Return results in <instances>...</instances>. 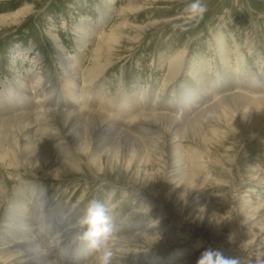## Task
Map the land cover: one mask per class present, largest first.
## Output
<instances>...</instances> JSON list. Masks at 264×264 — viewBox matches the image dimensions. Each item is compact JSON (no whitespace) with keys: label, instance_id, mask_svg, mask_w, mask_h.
Masks as SVG:
<instances>
[{"label":"rangeland","instance_id":"obj_1","mask_svg":"<svg viewBox=\"0 0 264 264\" xmlns=\"http://www.w3.org/2000/svg\"><path fill=\"white\" fill-rule=\"evenodd\" d=\"M193 2L0 0V118L21 111L8 106L15 100L9 93L23 91L17 75L26 77L29 99L46 90L45 106L71 92L70 80L65 90L59 86L65 75L60 45L66 56L80 59L81 76L104 67L79 97L88 95V109L126 130L140 113L177 119L224 94L264 96V0H201L203 18L186 22ZM29 70L39 92L29 90ZM183 101L191 112L182 110ZM250 115L211 125L219 140L183 138L178 156L171 149V161L167 153L164 165L155 157L139 175L135 167L99 173L76 158L81 167L64 168L58 177L30 166L0 170V185L8 197L15 200L17 192L30 201L31 226L54 264L93 262L94 250L81 239L86 228L79 225L93 200L111 217L117 264H196L208 248L239 264H264V111ZM33 192L37 202H31ZM79 245L83 252L75 256Z\"/></svg>","mask_w":264,"mask_h":264},{"label":"bare ground","instance_id":"obj_2","mask_svg":"<svg viewBox=\"0 0 264 264\" xmlns=\"http://www.w3.org/2000/svg\"><path fill=\"white\" fill-rule=\"evenodd\" d=\"M107 1L110 3V0ZM104 21L105 19H102L100 25L104 24ZM115 33L112 31L106 38L107 43L115 41ZM102 41L101 37L99 43ZM63 47L64 45L59 46L60 54L57 57L65 74L60 75L59 86L64 90L70 87L68 80L73 86L71 92L66 90L70 92L69 94L63 93L65 94L63 98L56 97V101L45 106L44 99L50 96L46 90L43 93L39 92L40 84L36 81V73L29 70V80L33 83L29 90L35 89L39 92L38 99H33L35 96L29 99L28 92L24 90L28 87L27 79L24 75H17L16 82L23 91H11L9 95L15 100L8 103V106L21 111L16 114L14 111L13 114L11 109L0 118V170L18 171L21 167L30 166L33 170L48 172L58 177L64 168H80L81 163L75 161L77 158L84 162L88 161L90 167L99 173L108 166L111 170L119 168L124 172L130 167H135V174L139 175V170L146 171L150 160L155 157L164 165L165 154L171 149L179 150L174 153L178 156L182 146L179 142H182L183 138L197 142H204L207 138L219 140V132L215 128H210L211 125L221 126L237 116L245 117L250 113L257 114L259 110L264 111V96L235 92L224 94L220 100L198 114L186 113L177 119L164 113L148 115L140 113L133 120V128L126 130L120 122L117 123L109 116L101 114L99 109H88L87 94L84 99L79 97L87 83L98 78L104 67L92 70L89 67V71L81 76V70L78 69L80 59L66 56ZM102 50L103 46H100L96 56H99V51ZM80 88L82 89L78 90ZM207 89L206 87L204 91ZM31 104L35 108L29 112ZM183 104L182 110L191 109L186 101H183ZM205 146L204 144L203 147L207 150L208 145ZM166 155L168 156V153ZM168 157L171 161L172 158ZM15 194L17 196L15 200L8 197L5 187L0 185V264H54L50 259L49 246L31 226V210L28 205L30 201L23 202L19 198L20 193ZM32 201H38L36 192L31 194ZM118 229L115 228V231ZM66 233L68 229H64V234ZM117 245L115 243L114 247ZM82 252L83 249L79 245L75 256ZM113 264L117 263L113 261Z\"/></svg>","mask_w":264,"mask_h":264},{"label":"clouds","instance_id":"obj_3","mask_svg":"<svg viewBox=\"0 0 264 264\" xmlns=\"http://www.w3.org/2000/svg\"><path fill=\"white\" fill-rule=\"evenodd\" d=\"M207 11L201 0H194L186 9V22H198ZM79 225L86 228L81 239L87 242L89 249L94 250L92 264H113V250L110 240L113 233L111 217L105 205L99 201H90ZM196 264H239L236 257H230L219 249H205L196 261Z\"/></svg>","mask_w":264,"mask_h":264}]
</instances>
